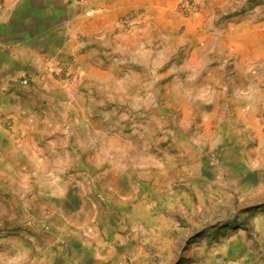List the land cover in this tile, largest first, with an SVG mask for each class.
<instances>
[{"label": "rangeland", "instance_id": "374dc122", "mask_svg": "<svg viewBox=\"0 0 264 264\" xmlns=\"http://www.w3.org/2000/svg\"><path fill=\"white\" fill-rule=\"evenodd\" d=\"M121 21L124 86L98 97L95 144L0 160V264H264V0Z\"/></svg>", "mask_w": 264, "mask_h": 264}, {"label": "crops", "instance_id": "0c3cea01", "mask_svg": "<svg viewBox=\"0 0 264 264\" xmlns=\"http://www.w3.org/2000/svg\"><path fill=\"white\" fill-rule=\"evenodd\" d=\"M177 2L0 0V160L62 165L82 139L95 144L92 132L104 118L96 113L98 97H116L124 86V13L148 5L160 14ZM24 78L28 91L20 90ZM30 133L45 135L43 142H13Z\"/></svg>", "mask_w": 264, "mask_h": 264}, {"label": "built area", "instance_id": "2783aa9c", "mask_svg": "<svg viewBox=\"0 0 264 264\" xmlns=\"http://www.w3.org/2000/svg\"><path fill=\"white\" fill-rule=\"evenodd\" d=\"M86 14H87L88 16H92V15L94 14V11H93V10H88V11L86 12ZM21 84H22L23 86H26V85L29 84V80H28L27 78H24V79H22Z\"/></svg>", "mask_w": 264, "mask_h": 264}, {"label": "bare ground", "instance_id": "6f19581e", "mask_svg": "<svg viewBox=\"0 0 264 264\" xmlns=\"http://www.w3.org/2000/svg\"><path fill=\"white\" fill-rule=\"evenodd\" d=\"M157 3H158V2H157ZM243 39H244V38H243ZM249 40H250V39L247 38V39L245 40V43H246V44H249Z\"/></svg>", "mask_w": 264, "mask_h": 264}]
</instances>
